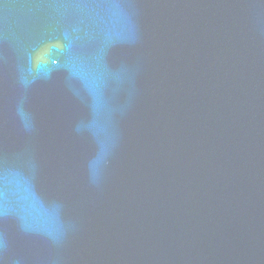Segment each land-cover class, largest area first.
I'll return each instance as SVG.
<instances>
[{
	"label": "water",
	"instance_id": "water-1",
	"mask_svg": "<svg viewBox=\"0 0 264 264\" xmlns=\"http://www.w3.org/2000/svg\"><path fill=\"white\" fill-rule=\"evenodd\" d=\"M0 264H264V0H0Z\"/></svg>",
	"mask_w": 264,
	"mask_h": 264
}]
</instances>
